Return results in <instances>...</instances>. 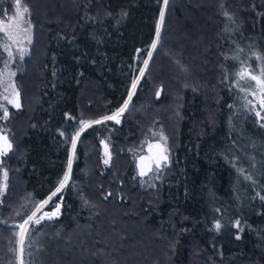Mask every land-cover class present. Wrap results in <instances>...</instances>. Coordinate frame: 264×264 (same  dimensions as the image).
Here are the masks:
<instances>
[{
  "label": "trees",
  "instance_id": "trees-1",
  "mask_svg": "<svg viewBox=\"0 0 264 264\" xmlns=\"http://www.w3.org/2000/svg\"><path fill=\"white\" fill-rule=\"evenodd\" d=\"M40 1L26 0L32 42L15 76L21 107L10 110L5 122L14 151L2 158L9 187L0 196V221L7 222L0 223V264H15L12 225L30 213L35 204L28 201H40L57 186L79 120L100 118L123 104L156 38L162 6V0H45L48 9L42 12L36 9ZM12 3L0 0V19L13 13ZM225 10L237 13L233 21L248 42L235 40L248 52H240L234 65L250 66L253 51L264 54V0H223V7L221 0H169L158 49L129 111L119 124L108 121L81 133L69 185L44 208L59 203L60 214L34 226L25 264L29 258L33 264H119L121 257L140 264L134 250L153 264H264V201L257 195H264V127L223 81L230 62L221 57L230 47ZM85 92L87 98L79 97ZM239 103L247 130L226 140L227 113L237 112ZM154 127L163 130L170 148L157 193L142 186L135 168V152ZM103 130L108 165L100 160ZM249 153L256 163L244 159ZM115 208L120 211L113 214ZM107 216L125 224L142 218L134 227L138 234L126 232L127 247L111 256L109 239L125 231L117 222L104 223ZM78 253V263L71 262Z\"/></svg>",
  "mask_w": 264,
  "mask_h": 264
},
{
  "label": "snow or ice",
  "instance_id": "snow-or-ice-1",
  "mask_svg": "<svg viewBox=\"0 0 264 264\" xmlns=\"http://www.w3.org/2000/svg\"><path fill=\"white\" fill-rule=\"evenodd\" d=\"M169 6V0H162V6L159 9V22L156 26V38L153 40L150 49L147 51V58L143 60V67L138 68V75L132 80L130 90L128 92V97L124 100L121 107H119L116 111L111 114H106L101 116L98 119H85L81 118L79 120V127L74 131V134L70 135L69 139L71 140L72 147V156L69 157L67 161V168L62 176L57 182V186L54 191L44 200L38 202L34 208L35 210L31 212V214L27 215L26 218L22 219L21 223L12 225L14 232L13 235L16 238V247L9 249L10 252H13L16 256L15 264H25V251L27 250L29 253V257H31V252L34 247L33 244L28 243L30 233L35 225L41 224L42 221H51L55 217L60 214V204H53V211H44L45 206L49 205L50 202L53 201V198L57 197L58 194H61L63 190L69 185L71 180V172H72V161L75 156V149L77 146V142L80 140L81 133H83L87 128L92 127L93 125H102L106 124L108 121H114L119 124L121 122V117L129 111L130 102L132 101V97L137 90V86L141 78L146 75V71L149 68V62L153 58V53L158 49L160 40H161V29L165 21L166 10ZM221 7H223V0H221ZM15 14L8 15L7 12L3 13V18L0 19V33L3 34V41L0 43V47L3 48V51L7 53V59L4 61V68L0 69V86L3 87L4 95L3 100L7 102V104L13 105L15 108L19 109L21 107L20 104V93L16 88L15 83L12 81V77L16 75L15 72H11L8 68L9 62L15 58V54L13 52V45H16V54H18L19 59H24L27 54V48L20 46L23 42L19 39L21 35L24 36V40L31 44V22L25 17L29 13V7L26 3V0H15L14 3ZM227 19L232 20L233 16L227 10L222 13ZM122 15H126L123 13ZM227 30V29H226ZM140 51V50H138ZM243 49H237V53L232 55L231 57L225 56V60H240L239 53L242 52ZM253 57L257 61H259L258 65V74H256L257 70H250V66L245 67L244 61L241 62V68L238 72L233 73L234 82L232 87L239 89L241 93H243L242 99L244 100V107L253 112L254 115L258 118L260 122V126L264 127V54L253 51L251 53ZM179 63V62H177ZM225 76L224 80L229 79L227 69H224ZM241 81H244L247 86L241 84ZM185 87H189V85L185 84ZM9 88L11 89V93L9 94ZM193 91H198V88L193 86ZM160 91L156 92V96H160ZM249 96L254 99H249ZM258 106V109H257ZM233 105H229V108H232ZM0 110H2V115H0V120H8L9 112L8 108L4 103H0ZM74 119V118H73ZM62 136L65 135L64 132L60 133ZM152 135L158 136L159 141L155 144H148L149 152H151L152 148L158 149V153L155 156H143L139 157V173L140 177H148L151 173L152 179L159 180L161 178L162 169L167 167L169 162V153L170 148L167 146L168 138L163 134V130L161 129L159 133H152ZM67 142V141H66ZM101 144L104 145V160L103 163L108 165L111 160V152L109 150V144L105 140L100 141ZM14 151V146L12 141L9 139V134L0 128V196H3L4 193L7 192L9 184V169L4 166L3 157H7L10 152ZM238 172L243 174V178L245 180H250L255 183L253 175L251 173H246V170L243 168H238ZM147 183V181H145ZM150 187H155L154 183L149 184ZM112 193L109 192L105 199L111 196ZM259 199L264 201V195L257 193ZM62 199V196H61ZM3 201H0L2 203ZM85 205H88V201L85 200ZM217 212L220 210L217 209ZM16 215H22L17 212ZM0 223H7L6 221H0ZM235 226L240 228V221L237 220L235 222ZM222 225L219 220H216L213 224V228L219 232ZM243 229H241L242 231ZM239 239V235L237 236ZM11 264V262H10ZM28 264H33V261L29 258Z\"/></svg>",
  "mask_w": 264,
  "mask_h": 264
},
{
  "label": "rangeland",
  "instance_id": "rangeland-1",
  "mask_svg": "<svg viewBox=\"0 0 264 264\" xmlns=\"http://www.w3.org/2000/svg\"><path fill=\"white\" fill-rule=\"evenodd\" d=\"M46 1L45 0H42V1H40V4L38 5V6H36V9L38 10V11H42V12H46V10L48 9L47 8V2L45 3ZM14 3H15V0H13V3H12V5H13V13L11 14V15H14L15 14V8H14ZM246 6V5H245ZM47 8V9H46ZM50 10L52 11V12H54V9H53V7H51L50 8ZM232 10H233V8H232ZM232 10H227L229 13H231L232 12ZM238 11V7H235V11ZM235 11H233V13H235ZM236 11V12H237ZM235 15H237V13L235 14ZM235 15L233 16V19L232 20H229V19H227L224 15H222L223 16V19H224V27H225V25H227V24H230L229 25V27H228V30H226V28H225V32H227V36H228V38H229V40H230V47H229V49H228V52L227 53H225L224 55L223 54H221V57H225V56H229V57H231L232 55H234V54H236L237 53V49H238V44L235 42V40H239L240 39V37L242 38V41L244 42V44H248V42L246 41V39H245V37L243 36V34H239L238 32H245V30L244 29H241L240 28V25L238 24V20L237 21H233L234 19H235ZM3 18V17H2ZM1 18V19H2ZM26 19H28L29 20V13L27 14V16L25 17ZM30 32H31V29H30ZM222 32L224 33V29L222 30ZM32 37V36H31ZM19 39L23 42L20 46H22V47H26L27 48V52H28V49H29V45L30 44H28L25 40H24V36L23 35H21L20 37H19ZM2 41H3V34L2 33H0V43H2ZM13 47V52H14V54H15V58L12 60V61H10L9 62V65H8V68H9V70L11 71V72H15L16 73V75L21 71V59H19V56H18V54H16V45H13L12 46ZM242 48H243V50L245 51V52H248L247 50H246V48H245V46L243 45L242 46ZM253 58V61H252V63H249L250 64V70H257L256 71V74H258V65H259V61H257L256 59H255V57H252ZM7 59V53L6 52H4L3 51V48L2 47H0V69H3L4 68V61ZM146 59V58H145ZM226 62H228V61H226ZM237 62V60H232V59H230V62H228V63H226V66H225V68L224 69H227V71H228V75H229V79L228 80H224V77H223V81L224 82H226V84H230V86H231V91L237 96V97H239V98H242V96H243V93H241L240 91H239V89H237V88H235V87H232V85H233V82H234V77H233V73H236V72H238L239 70H240V68H241V66L239 65H237V66H235L234 64H237L236 63ZM231 64V65H230ZM249 65H245V67L247 68ZM141 67H143V63H142V66ZM140 67V68H141ZM172 72H176V71H172ZM177 73V72H176ZM15 75V76H16ZM138 75V72H137V74L135 75V77ZM223 75L225 76V72L223 71ZM15 76L14 77H12V81L15 83V86H16V88L19 90V93H20V89H19V87H18V85H17V83L15 82ZM134 77V78H135ZM241 84L242 85H244V86H247L246 84H245V82L244 81H241ZM130 86H131V84H130ZM170 85H168V87H169ZM129 90H130V87H129ZM129 90H128V92H129ZM11 93V89L9 88V94ZM89 94V92H85V93H82V94H80V96L79 97H83V98H87L86 96H88V94ZM98 93H99V90H98ZM5 93H4V90H3V87L2 86H0V103H4L5 104V106L8 108V112L10 111V110H18L17 108H15L13 105H11V104H7V102L6 101H4L3 100V95H4ZM91 95V94H90ZM92 95H94V93H92ZM127 97H128V93H127V96H126V99H127ZM251 99H254L253 97H251V96H249ZM125 99V100H126ZM243 100V99H242ZM20 104H21V101H20ZM122 106V104L119 106V107H121ZM118 107V108H119ZM117 108V109H118ZM116 109V110H117ZM239 109H240V103L238 104V110H237V112H234L233 110L232 111H230V112H228L227 113V116H226V122H225V131H226V136L224 135V137H226V140H229V138H230V135L232 134L233 136H236V134L238 133V134H243V132L241 131V129L243 128L245 131L247 130V126L246 125H244V123H243V121L245 120V118H244V116L242 115V116H239V114L238 113H240L239 112ZM257 109H258V106H257ZM28 110H29V107H28ZM115 110V111H116ZM114 112V111H113ZM112 113V112H111ZM111 113H109V114H111ZM0 115H2V110H0ZM98 119V118H97ZM6 121L5 120H0V128H3V130L5 131V125H6V123H5ZM23 124V123H22ZM22 124H21V126H22ZM21 126L19 127V132H21ZM108 131V130H107ZM107 131H105V130H103V134H102V136L101 135H99V144L101 145V150H102V154H100V160H101V162L103 163V160H104V145L103 144H101L100 143V141L101 140H105V141H107V139H108V135H107ZM159 133V128L158 127H154L153 129H152V131H151V133H150V135L146 138V143H145V147L144 148H142L141 149V147L135 152V162H136V158H137V156H140V155H143V154H146V146H147V144H149V142H151V144H155V143H158V142H161V141H159V139H158V136H153L152 135V133ZM260 148H258V150H259ZM76 155H77V152H76V150H75V156H74V158H73V161H72V163L73 162H75V159H76ZM70 156H72V147H71V141H70V143H69V146H68V149H67V153H66V156H65V159L63 160V165H64V167H65V171H66V168H67V161H68V159H69V157ZM245 158V160L246 161H248V162H251V163H256L258 160L257 159H255V155L254 154H250L249 153V155H246L245 154V156H244ZM104 164V163H103ZM134 166H135V164H134ZM135 168H136V166H135ZM136 170H137V168H136ZM164 170H165V168H163L162 169V172H161V178L159 179V180H154V179H152V176H151V173L149 174V176L148 177H140L139 175H138V178L140 179V182H141V184H142V186L143 187H147V188H151V189H153V190H157L158 191V189H160V184H161V180H162V173H164ZM65 171H64V173H65ZM64 175V174H63ZM145 181H147V183H145ZM151 183H154L155 184V187H150L149 186V184H151ZM56 188V187H55ZM55 188L52 190V191H54L55 190ZM51 191V192H52ZM157 191H156V193H157ZM51 192L46 196V197H44L43 199H41L40 201H42V200H44V199H46L50 194H51ZM153 197V196H152ZM151 197V198H152ZM40 201H38V202H40ZM28 202H30V203H34L35 205L38 203V202H36L33 198L30 200V201H28ZM83 203H85V202H83ZM56 204H59V203H56ZM34 205V206H35ZM34 206L31 208V211H30V213L29 214H31V212L32 211H34L35 210V208H34ZM54 209H53V207L51 208V209H44V211H53ZM120 210L118 209V208H115L114 210H112V212H113V214H114V212H116V213H118ZM28 214V215H29ZM172 215V214H171ZM141 220H142V218H138L137 219V221L135 222V223H131V224H125V223H123V222H118V220L117 219H111L109 216H107L105 219H104V223H106V224H111V225H113L115 222H117V224H118V228H119V226H120V229H123L124 231H125V233H117L115 230H112V231H115V237L114 238H112V240L111 239H109V241H110V243H109V245H110V248H109V252L107 253V254H110V256H111V252H117V250H118V248H122V249H125L126 247H127V244H125L124 242H127V241H124V237L126 236V232H127V235L128 236H130L131 237V235H136V234H138V233H136L137 231H134V227H135V229L136 230H138L137 229V227L135 226L136 224H139V226L142 224V222H141ZM132 231L134 232L133 234H131L132 233ZM89 235V234H88ZM87 235V236H88ZM124 235V236H123ZM103 239H108V237H106V236H103ZM144 242V241H143ZM104 244H106V242H104ZM131 245H133V246H136L138 249H140V247H141V244L138 242V241H134V242H132V243H130ZM106 245H108V244H106ZM133 249V248H132ZM141 250V249H140ZM195 252H193V254H194ZM131 254L133 255V257H137L138 259H139V261L141 262L140 264H144L145 263V261L147 260H149V262H151L152 264L153 263H156V261H150V259L148 258V255H143V256H140L138 253H137V251H133V252H131ZM81 256H83L81 253H78V254H72L71 255V262H73V263H78V258L79 257H81ZM108 256V255H107ZM106 255H104V256H102V259H105L106 257H107ZM125 257V256H124ZM194 257V255H192L190 258L192 259ZM161 263H159V264H166L167 263V261H165V260H163V261H160ZM112 264H115V262H113ZM119 264H134L133 262H131V261H129V262H125L124 260H123V258L121 257L120 258V263Z\"/></svg>",
  "mask_w": 264,
  "mask_h": 264
},
{
  "label": "flooded vegetation",
  "instance_id": "flooded-vegetation-1",
  "mask_svg": "<svg viewBox=\"0 0 264 264\" xmlns=\"http://www.w3.org/2000/svg\"><path fill=\"white\" fill-rule=\"evenodd\" d=\"M151 143V142H149ZM145 147V146H144ZM158 153L157 149L156 148H152L151 149V152H149V148H148V144L146 146V154H143V156H155L156 154ZM141 156V155H140ZM140 156H137V161H139V157ZM140 162V161H139Z\"/></svg>",
  "mask_w": 264,
  "mask_h": 264
},
{
  "label": "water",
  "instance_id": "water-1",
  "mask_svg": "<svg viewBox=\"0 0 264 264\" xmlns=\"http://www.w3.org/2000/svg\"><path fill=\"white\" fill-rule=\"evenodd\" d=\"M157 151H159L158 149H157ZM139 161H137L135 164H136V168H137V172L139 173Z\"/></svg>",
  "mask_w": 264,
  "mask_h": 264
},
{
  "label": "bare ground",
  "instance_id": "bare-ground-1",
  "mask_svg": "<svg viewBox=\"0 0 264 264\" xmlns=\"http://www.w3.org/2000/svg\"><path fill=\"white\" fill-rule=\"evenodd\" d=\"M137 162V161H136Z\"/></svg>",
  "mask_w": 264,
  "mask_h": 264
}]
</instances>
